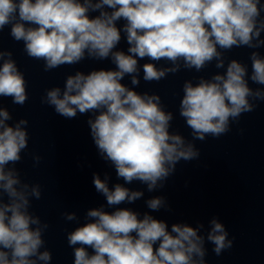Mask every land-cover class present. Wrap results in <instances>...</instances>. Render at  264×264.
Listing matches in <instances>:
<instances>
[{
	"label": "clouds",
	"instance_id": "clouds-1",
	"mask_svg": "<svg viewBox=\"0 0 264 264\" xmlns=\"http://www.w3.org/2000/svg\"><path fill=\"white\" fill-rule=\"evenodd\" d=\"M262 13L264 0H0V33L10 27L9 35L23 42L29 58L42 60L45 71L86 59L114 65L87 74L77 70L66 76L63 89H46L41 98L66 119L92 114L87 123L98 154L124 182L110 187L107 173L103 179L93 174L96 192L112 211L89 209L85 222L67 232L74 264H207L206 242L217 256L233 247L216 217L202 235L203 223H173L169 230L164 220L120 205L143 196L125 185L138 181L152 192L164 186L178 162L199 157L192 142L170 131L174 116L161 97L135 90L141 71L151 83L182 68L201 72L215 62L224 71L183 83L178 111L193 140L219 138L264 101V56L251 51L250 70L237 59L226 63L225 56L233 48L264 47ZM122 37L126 51L118 50ZM145 59L150 62L141 65ZM161 61L166 66H158ZM125 77L133 87L122 83ZM27 86L12 52L0 49V97L23 106ZM11 119L0 107V264H50L43 238L49 224L30 211L32 199H41V186L24 182L15 167L28 147V120L9 125ZM33 159L38 164L41 157ZM146 204L167 210L161 196ZM63 215L78 220L74 212Z\"/></svg>",
	"mask_w": 264,
	"mask_h": 264
}]
</instances>
